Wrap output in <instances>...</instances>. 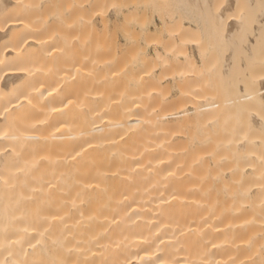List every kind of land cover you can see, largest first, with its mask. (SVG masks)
<instances>
[{"label":"bare ground","instance_id":"bare-ground-1","mask_svg":"<svg viewBox=\"0 0 264 264\" xmlns=\"http://www.w3.org/2000/svg\"><path fill=\"white\" fill-rule=\"evenodd\" d=\"M120 1L0 0V264H264V0Z\"/></svg>","mask_w":264,"mask_h":264},{"label":"rangeland","instance_id":"rangeland-1","mask_svg":"<svg viewBox=\"0 0 264 264\" xmlns=\"http://www.w3.org/2000/svg\"><path fill=\"white\" fill-rule=\"evenodd\" d=\"M119 1H120V0H119ZM124 1H125V0H124ZM124 1H120V3H119V4H120V7L122 6V8H124L123 6H125V3H123ZM127 1H130V0H127ZM137 1H139V0H134L132 3H135V2H137ZM170 1H171V2H170ZM176 1H177V0H176ZM176 1H175V0H164V1H163L164 3H163V2H161V0H160V1L158 0V2L161 3L159 6H161V5H163V6H161V7H159L158 5H157V6L160 8V10H161V9H162V10L165 9V10H164V11L161 10L162 12H158V11H156V10H158V7H157V6L155 7V10H154V9L152 10V11H154V12L156 11V12H158V13H163V14L165 13L166 15H165V14H164V15L166 16L165 18H166V22H167V23H170V20H171V19H170V18H171L170 16H173V15L175 14V15L172 17V19H173V24H172V26H170L171 24L169 25V27H171V29H172L171 32L174 33V35H175V32H176V29H174V27H176V25L174 26V24H175V23L178 24V22H179V21L176 22L177 20H180L182 23L192 24V23H190V22H192L193 20H192V21H190V20L195 16L196 19H197V17H198L199 21L204 22L203 19L201 20V17H200V15H202L201 13H200L199 16H198V14H196V13L193 11V9L189 8V7H190V4H191V3L189 2V0H188V1L186 0V3L184 2L185 0H184V1L181 0L182 3H181V1L179 0V1H180V2L178 1V2H179V5H177V6H179V7H176V5H175L174 8H173L172 6L175 4ZM211 1H213V0H211ZM211 1L209 0L210 4L208 3V4H209V9H210V5H211ZM216 1H217V2H216ZM216 1H213L214 4H212V5H216V4L218 3V0H216ZM220 1H221V0H219V3H218V4H220ZM238 1H239V0H238ZM238 1H237V5H238V4L241 5V6L238 5L239 8H238V7L235 8L236 10L239 9V10H238V14H240V11H241V12L248 13V14H249V12H251L250 14H252V12L255 10V8H257L258 6H259V7H262V6L260 5V2H259V4L257 3V4L254 5V6L257 5V7H253V8H252L250 5H247V7L250 6V7H249V8H250V11L247 12L249 9L247 10V7H246V4H247V3L245 4L246 1H244V0H240L241 2H240V1L238 2ZM143 2H144L143 0H140V1L138 2L137 5H138L139 7H140V6H143ZM167 2H168V3H167ZM187 2H189V3L187 4ZM128 3H129V2H128ZM162 3H163V4H162ZM165 3H166V4H165ZM169 3H170V4L172 3L173 5H170ZM184 3H185V4H184ZM261 3H262V2H261ZM139 4H140V5H139ZM156 4H157V3H156ZM158 4H159V3H158ZM176 4H177V3H176ZM221 4H222V1H221ZM221 4H220V5H221ZM169 5H170V7H169ZM184 5H187V6L189 5V6H188V8L186 9V6H184ZM220 5H219V6H220ZM242 5L246 7V8H245L246 11H244V7H243ZM262 5H264V4H262ZM191 6H192V5H191ZM216 6H217V5H216ZM165 7H167V8H165ZM175 7H176V8H175ZM181 7H182V8H181ZM211 7H212V6H211ZM241 7H243V8H241ZM156 8H157V9H156ZM168 8H169V9H168ZM213 8H214L213 10H212V9H210V10L214 11L216 7H213ZM140 9H141V8H138V13H137V14H139V15H138L139 17H140V13H141V11H142V10H140ZM151 9H152V8H151ZM151 9H149V11H150ZM172 9H173L174 12H173V13H169V12H172ZM174 9H175V10L178 9V10L175 11ZM259 9L261 10L262 8H259ZM263 9H264V6H263ZM160 10H159V11H160ZM168 10H169V12H167ZM184 10H185L186 12H184ZM187 10H188V11H187ZM190 10H192V11H191V14H190ZM210 10H209V11H210ZM242 10H243V11H242ZM152 11L148 12V10H147L148 15H150L149 13H151L152 16L147 17V18H149V19L146 20V21H145L146 18L142 19V22H143V20H144L145 22L141 23V21H140V23H139V25L141 24L140 26L145 27V31H147L148 28H152V27H153V22H154V21L159 22V21H157V20L159 19V18L157 19V17L160 16V14L157 13L158 16H156V14H155L154 12H152ZM205 11H206V10H205ZM209 11L206 12V15L209 14V13H208ZM255 11H256V10H255ZM178 12L181 13V14H179ZM182 12H183V13H182ZM210 12H211V11H210ZM126 13H127V12H126ZM167 13H169V14H171V15H169V14H167ZM194 13H195V15H194ZM198 13H199V12H198ZM234 13H235L236 15H238V14H237V11H235ZM106 14L109 16V17H108V18H109L108 20L110 21V22L108 21V23H107V24H108L107 33L109 32V33L111 34L112 31L110 32V30H113V29H114V30H113L114 35H111V36L116 37V39H117V44H118L119 46L123 43V40L129 35V32H131L130 30H132V29L135 28V30L138 31L139 28H140V26L138 25V22H139V21L137 22L136 20H134V19H133L134 16H133V18H132L133 20H132L130 17H128V18H129L128 20H129L130 22H127V21L123 20V15H121V13H119L121 16H120V15H119V16H116V15L113 13V10H112V11H111V10H108V11L106 12ZM137 14H136V15H137ZM178 14H179V15H178ZM248 14H246V15H248ZM250 14L248 15L249 17L246 16V17H247V21H246L247 24H246V25H247L248 27L246 26L245 31L248 32V33H250V30H248V29L251 28L249 25L252 26L253 23H256V22L253 20V18H254V14H253V15H250ZM181 15H182V16H181ZM191 15H192L193 17H192ZM196 15H197V16H196ZM236 15H232L231 17H234V16L237 17ZM128 16H131V17H132V15H128ZM139 17H138V18H139ZM185 17H186L187 19H184ZM199 17H200V18H199ZM206 17H207V16H206ZM206 17H205V20H206ZM135 18H136V16H135ZM152 18H153V19H152ZM175 18H177V20H176ZM179 18H180V19H179ZM207 18H209V17H207ZM139 19H141V18H139ZM139 19H138V20H139ZM167 19H168V20H167ZM169 19H170V20H169ZM174 19L176 20L175 23H174ZM193 19H194V18H193ZM248 19H249V20H248ZM187 20H189L190 22H189V21L187 22ZM124 21L126 22V24H125ZM152 21H153V22H152ZM171 21H172V20H171ZM183 21H184V22H183ZM206 21H208V20H206ZM252 21H253V23H252ZM150 22H151L152 24H150ZM201 22H200V25H204V26H206V29H207V28H208V27H207V26H208V25H207L208 23L206 22V24H205V22H204V23H201ZM209 22H210V21H209ZM121 23H123V24H121ZM144 23H145V26H144ZM171 23H172V22H171ZM124 24H125V25H124ZM142 24H143V25H142ZM147 24H148V25H147ZM211 24H212V23H210V25H211ZM210 25H209V26H210ZM124 26H125V27H124ZM133 27H134V28H133ZM172 27H173V28H172ZM200 27H201V26H200ZM210 27H212V26H210ZM213 27H214V26H213ZM213 27H212V29L215 30ZM125 28H126V29H125ZM215 28H216V26H215ZM217 28L220 29L219 27H217ZM217 28H216L217 32H216V30H215V31L211 30V31L214 32V34H213V32H212V34H211V32H208V34L210 33V34H209L210 37H209L208 34H206V33H207V31H210L209 29H211V28H208L207 31H205V30H206V29H205V30H204V33H205V34H203V29H202V35H203V36L206 35L207 38H206V36H205L204 38H202V40L205 39V38H206V40H205V42H204V40H203V43H202V44H204V45L201 44L200 49H201L202 46H204L203 49H204V51H205L207 54H209L210 52H213V53H211L212 55H217V53H219V54H218L219 56H218V55H217V56H214V58L211 57V58L213 59V60H212V63L209 64V66H211V64H212L211 67L216 66V65L213 64L215 58H217V59L220 58V57L222 56V55H220V53H222V52L224 51V48L228 46V44H226L227 46L224 45L225 42H226V41H224V39H225V38H224V34H223L224 31H223L222 33H218V32H220L221 30L218 31ZM129 29H130V30H129ZM125 30H126V31H125ZM174 30H175V31H174ZM128 31H129V32H128ZM245 31H244V32H245ZM244 32H242L243 37H241V39H239V40H241V42H242V38H243V40H244L245 37H246L245 35L247 34L246 32H245V33H244ZM109 33H108V35H107V34L105 35V38L107 37V41L103 38L102 42L105 40V42L107 43L108 40H109L108 38H110V40H111L112 37L109 36V35H110ZM115 33H116V34H115ZM123 33H125L126 36H125ZM215 33H217V34H215ZM244 34H245V35H244ZM115 35H117V36H115ZM211 35H213V36H211ZM217 35H220V36H217ZM221 35L223 36V38H222ZM214 37H215V38H214ZM217 37H218V38H217ZM219 37H220V38H219ZM123 38H124V39H123ZM209 38H210V40H207V39H209ZM211 38H212V39H211ZM213 38H214V40H213ZM217 39H220V40H217ZM202 40H201V41H202ZM211 40H213V41H215V42L212 43L213 41H211ZM246 40L248 41V38L245 39L244 41H246ZM207 41H208V42H207ZM217 41H219V42H217ZM220 41H221V42H220ZM222 41L224 42V44L222 43ZM187 42H188V41H187ZM189 42H190V41H189ZM192 42H193V41H191L190 43H187L188 45L186 44V45H187V46H186V49H189V50H187V51H188V52L190 51V53H193V55H195V56L197 57L198 55H196V53L198 52V49H199V48L197 49L196 46H193ZM209 42H210V43H209ZM216 42L218 43V45H219V43H220L221 46L219 45V46H220V47H219L218 45H215ZM103 43H104V42H103ZM109 43H110V42H108L107 44H109ZM261 43H262V41H261L260 43L257 42V43L255 44V47H256L257 44H261ZM189 44H190V45H189ZM191 44H192V45H191ZM207 44H208V45H207ZM244 44H245V42H244ZM205 45H206V46H205ZM223 45H224V46H223ZM262 45L264 46V44H262ZM258 46H260V45H258ZM258 46H257V47H258ZM193 47H195V48H193ZM218 47H219L220 49H219ZM221 47H222V48H221ZM257 47H256V48H257ZM261 47H262V46H261ZM117 48H118V46H117ZM239 48H241V49H237V50H242V47H239ZM228 49H229V48H228ZM259 49H260V48H258V51H259V53H260V52L264 49V47H263L262 49H260V50H259ZM196 50H197V51H196ZM208 50H209V51H208ZM193 51H194V52H193ZM207 51H208V52H207ZM195 52H196V53H195ZM216 52H217V53H216ZM198 53H199V52H198ZM223 53H225V51H224ZM223 53H222V54H223ZM226 53H227V52H226ZM257 53H258V52H257ZM211 54H210V55H211ZM240 54H241V53H240ZM212 55H211V56H212ZM223 56H224V54H223ZM239 56H240V55H239ZM243 56H244V53H243ZM243 56H242V57H243ZM246 56H247V55H246ZM240 57H241V56H240ZM240 57H239V58H240ZM208 58L210 59L209 56H208ZM221 59H223V58L221 57ZM235 59H236V61H235V62H236V63H235V66H236V65H237V62H238V60H237V56H235ZM242 59H243V58H242ZM244 59H248V58H245V56H244ZM250 59H251V57H250ZM250 59H249V60H250ZM219 60H220V59H218V61H219ZM239 60H240V59H239ZM251 60H252V59H251ZM210 61H211V60H210ZM218 61H217V62H218ZM221 61H223V60H221ZM245 62H246V60H245ZM239 63H240V62H239ZM215 64H216V61H215ZM220 64H222V62H221ZM220 64L218 63V65L216 66L217 69H215L216 71L214 70L215 73L212 74V75H213V77H212L213 79H212L211 76H210V78L212 79V81H209V79H208V81L211 82V83H212L213 81H214L213 83H215V81H216L215 84H213V83H212V84H213V87L216 86V87H218V88L221 86V83L223 84V82H224V85H227V83H225V81H223V77H224V75H221V76H223L222 78H221V76H220V74H221V73H219V72H221V69H220L221 66H220ZM248 64H249V63H248ZM251 64H252V63H251ZM251 64H250L249 66H251ZM239 65H240V64H239ZM239 65H237V67H238ZM243 65H244V64H243ZM247 66H248V65H247ZM237 67H236V68H237ZM240 67H241V65H240ZM251 67H252V66H251ZM214 68H215V67H214ZM243 68H244V70H245V67H242V72L244 71ZM252 68H254V67H252ZM219 69H220V70H219ZM237 69H238V68H237ZM237 69H236V70H237ZM236 70H235L234 73L232 72V74H236V75H235V80H236V78H237V80H238V79L241 78V77H237L238 75H240V71H239V69H238V72H239V73H238V72H236ZM240 70H241V69H240ZM248 70H249V69H248V67H247V70L245 71V73H246ZM250 70H251V69H250ZM254 70H255V69H254ZM214 71H213V72H214ZM233 71H234V70H233ZM251 72H252V71H251ZM216 74H217V75H216ZM218 75L220 76V78H218ZM233 76H234V75H233ZM216 77H217L218 79H216ZM227 77H228V76H227ZM227 77H226V78H227ZM225 80L227 81V79H225ZM228 80L230 81L229 78H228ZM231 80H232V79H231ZM219 81H220V82H219ZM222 81H223V82H222ZM229 81H228V82H229ZM165 82H166V84H167L166 87H167L168 89H166V91H168V94H169V95H170V94H171V95L176 94V93H177V91H176L177 89L175 88L176 86H175L173 83L169 82V81H168V83H167V81H163V82L161 83V85L164 86V88H166V87H165V85H166ZM209 82H208V84H209ZM218 82H219L220 84H217ZM233 82H234V80H233ZM209 85H210V84H209ZM209 85H208V86H209ZM218 85H220V86H218ZM208 86H207V87H208ZM211 86H212V85H210L209 87H211ZM170 87H171V88H170ZM173 87H174V90H173ZM209 87H208V88H209ZM216 87H215V88H216ZM208 88H207V89H208ZM215 88H214V89H215ZM220 88L222 89L221 91H223V89H224L225 87L221 86ZM170 91H171V92H170ZM209 91H210V90H209ZM213 91L215 92V90H213ZM216 91L219 92L220 90H218V89L216 88ZM173 92H174V93H173ZM175 92H176V93H175ZM211 92H212V91H211ZM218 92H217V93H218ZM215 93H216V92H215ZM222 93H223V92H222ZM218 94H221V92L218 93ZM223 94H224V93H223Z\"/></svg>","mask_w":264,"mask_h":264}]
</instances>
